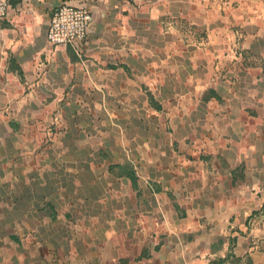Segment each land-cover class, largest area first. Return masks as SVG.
<instances>
[{
    "label": "crops",
    "instance_id": "1",
    "mask_svg": "<svg viewBox=\"0 0 264 264\" xmlns=\"http://www.w3.org/2000/svg\"><path fill=\"white\" fill-rule=\"evenodd\" d=\"M0 196V264H264V0H10Z\"/></svg>",
    "mask_w": 264,
    "mask_h": 264
},
{
    "label": "built area",
    "instance_id": "2",
    "mask_svg": "<svg viewBox=\"0 0 264 264\" xmlns=\"http://www.w3.org/2000/svg\"><path fill=\"white\" fill-rule=\"evenodd\" d=\"M9 5L10 0H0V19L6 17ZM92 20L93 13L86 5L61 2L50 15L46 39L54 46L85 42Z\"/></svg>",
    "mask_w": 264,
    "mask_h": 264
},
{
    "label": "rangeland",
    "instance_id": "3",
    "mask_svg": "<svg viewBox=\"0 0 264 264\" xmlns=\"http://www.w3.org/2000/svg\"><path fill=\"white\" fill-rule=\"evenodd\" d=\"M173 19H175V18H173ZM173 19H171V21H172V27H174L176 30H182L183 32H185V35H184V37H186V38H191L194 34L195 35H198L201 31L200 30H198V31H194L195 30V28H194V26H192V25H187V26H185V23L183 22H180V21H177V22H174V20ZM194 31V32H193ZM192 35V36H191ZM150 39V36H147L146 38H143V36H139L138 37V41L140 40V41H142V42H146V43H150L149 41H153V42H157V41H159L160 40V36H158V35H156V34H153L152 36H151V40H149ZM191 41V40H190ZM238 41V40H237ZM234 51H236V50H234ZM235 53V52H234ZM238 55V54H237ZM130 75H132L133 74V70H131V71H127ZM141 87H142V90H144L146 93H147V96L149 97V100H151V102H153V104L156 102V100L154 99V97L152 96V94L150 93L151 92V90H149L148 89V86H146L144 83H141ZM14 182H12V186L13 185H15V184H13ZM2 197H4V199L6 200L7 198H6V196H2ZM2 201H4V200H2V198H1V196H0V202H2ZM7 201V200H6Z\"/></svg>",
    "mask_w": 264,
    "mask_h": 264
},
{
    "label": "trees",
    "instance_id": "4",
    "mask_svg": "<svg viewBox=\"0 0 264 264\" xmlns=\"http://www.w3.org/2000/svg\"><path fill=\"white\" fill-rule=\"evenodd\" d=\"M262 207L264 208V203L262 204ZM225 258H218L216 260H212L209 264H222Z\"/></svg>",
    "mask_w": 264,
    "mask_h": 264
}]
</instances>
